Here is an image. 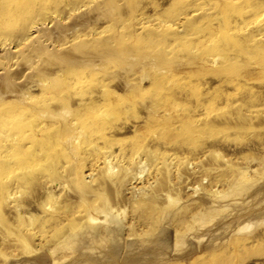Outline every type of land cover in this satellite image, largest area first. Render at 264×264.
Instances as JSON below:
<instances>
[{
  "label": "rangeland",
  "instance_id": "1",
  "mask_svg": "<svg viewBox=\"0 0 264 264\" xmlns=\"http://www.w3.org/2000/svg\"><path fill=\"white\" fill-rule=\"evenodd\" d=\"M4 165L0 264H264V0H0Z\"/></svg>",
  "mask_w": 264,
  "mask_h": 264
},
{
  "label": "bare ground",
  "instance_id": "2",
  "mask_svg": "<svg viewBox=\"0 0 264 264\" xmlns=\"http://www.w3.org/2000/svg\"><path fill=\"white\" fill-rule=\"evenodd\" d=\"M16 123V122H15ZM17 124V123H16ZM15 125V124H14ZM21 126H23V122H20V123H18L17 124V127H21ZM20 129V128H19ZM22 131V130H21ZM20 131V132H21ZM22 138V137H21ZM20 138V139H21ZM26 138H27V136H26ZM22 150V149H21ZM20 150V148H19V150L18 151H16L15 152V150H14V155H13V157H15L18 161L16 162L17 164H23L26 160H25V155H23V154H21V151ZM23 153V152H22ZM26 162H28V161H26ZM29 163V162H28ZM22 166V165H21ZM20 168V167H19ZM9 168H7V166H0V174H3V173H6L7 172V170H8ZM9 172V171H8Z\"/></svg>",
  "mask_w": 264,
  "mask_h": 264
}]
</instances>
